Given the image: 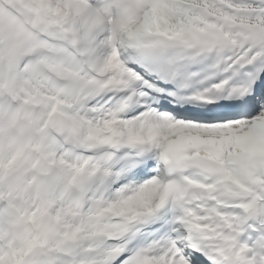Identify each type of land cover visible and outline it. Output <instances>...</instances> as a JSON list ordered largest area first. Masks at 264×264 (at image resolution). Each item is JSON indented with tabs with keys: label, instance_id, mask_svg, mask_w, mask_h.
Returning a JSON list of instances; mask_svg holds the SVG:
<instances>
[{
	"label": "snow or ice",
	"instance_id": "snow-or-ice-1",
	"mask_svg": "<svg viewBox=\"0 0 264 264\" xmlns=\"http://www.w3.org/2000/svg\"><path fill=\"white\" fill-rule=\"evenodd\" d=\"M0 264H264V0H0Z\"/></svg>",
	"mask_w": 264,
	"mask_h": 264
}]
</instances>
